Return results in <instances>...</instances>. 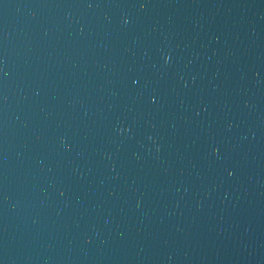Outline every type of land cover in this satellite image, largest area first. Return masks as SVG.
<instances>
[{
  "label": "water",
  "instance_id": "95a60500",
  "mask_svg": "<svg viewBox=\"0 0 264 264\" xmlns=\"http://www.w3.org/2000/svg\"><path fill=\"white\" fill-rule=\"evenodd\" d=\"M0 264H264V0H0Z\"/></svg>",
  "mask_w": 264,
  "mask_h": 264
}]
</instances>
